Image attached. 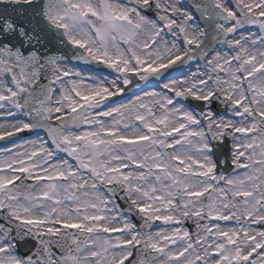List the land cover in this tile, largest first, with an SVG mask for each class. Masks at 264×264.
Listing matches in <instances>:
<instances>
[{"label": "snow or ice", "instance_id": "6c2138e0", "mask_svg": "<svg viewBox=\"0 0 264 264\" xmlns=\"http://www.w3.org/2000/svg\"><path fill=\"white\" fill-rule=\"evenodd\" d=\"M0 264H264V0H0Z\"/></svg>", "mask_w": 264, "mask_h": 264}]
</instances>
